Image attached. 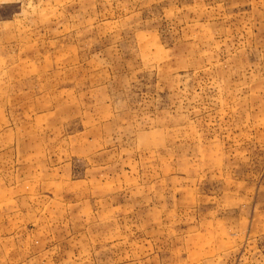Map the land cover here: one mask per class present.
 <instances>
[{"label": "rangeland", "instance_id": "1", "mask_svg": "<svg viewBox=\"0 0 264 264\" xmlns=\"http://www.w3.org/2000/svg\"><path fill=\"white\" fill-rule=\"evenodd\" d=\"M0 264H264V0H0Z\"/></svg>", "mask_w": 264, "mask_h": 264}]
</instances>
